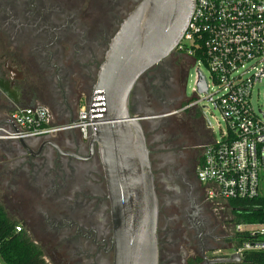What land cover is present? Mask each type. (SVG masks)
Instances as JSON below:
<instances>
[{
    "label": "flooded vegetation",
    "instance_id": "flooded-vegetation-1",
    "mask_svg": "<svg viewBox=\"0 0 264 264\" xmlns=\"http://www.w3.org/2000/svg\"><path fill=\"white\" fill-rule=\"evenodd\" d=\"M140 1L0 0V116L31 105L44 107L53 127L73 123ZM190 65L175 49L138 78L129 100L132 114L162 116L142 124L158 202L157 264H247L234 252L230 208L196 178L212 138L186 97ZM0 204L50 264H113L99 148L78 130L0 142Z\"/></svg>",
    "mask_w": 264,
    "mask_h": 264
},
{
    "label": "built area",
    "instance_id": "built-area-1",
    "mask_svg": "<svg viewBox=\"0 0 264 264\" xmlns=\"http://www.w3.org/2000/svg\"><path fill=\"white\" fill-rule=\"evenodd\" d=\"M176 50L188 56L191 64H202L209 74L196 69L194 84L200 73L206 93L197 94L194 87L197 98L189 100L190 107L206 115V106H198L211 102L225 124L219 139H211L202 149L197 181L216 202L257 198L264 191V114L254 111L251 95L255 86L264 83V0H194ZM209 82L219 94L215 100ZM103 110L104 91L99 89L83 102L76 120L60 128L51 126L44 107L16 108L0 123V142L42 137L59 129L78 130L89 139ZM235 233L240 239L237 255L264 254V224H235Z\"/></svg>",
    "mask_w": 264,
    "mask_h": 264
},
{
    "label": "water",
    "instance_id": "water-1",
    "mask_svg": "<svg viewBox=\"0 0 264 264\" xmlns=\"http://www.w3.org/2000/svg\"><path fill=\"white\" fill-rule=\"evenodd\" d=\"M193 2L141 0L110 40L97 73L93 90L104 91V110L90 142L99 148L110 205L113 264H157L158 202L142 124L162 116L132 114L129 100L138 78L177 48ZM195 87L206 93L200 73Z\"/></svg>",
    "mask_w": 264,
    "mask_h": 264
},
{
    "label": "trees",
    "instance_id": "trees-1",
    "mask_svg": "<svg viewBox=\"0 0 264 264\" xmlns=\"http://www.w3.org/2000/svg\"><path fill=\"white\" fill-rule=\"evenodd\" d=\"M196 58V57H195ZM234 224H264V191L251 200H230ZM19 228V231H16ZM238 242L240 239L238 238ZM247 264H264V254L249 252L244 255ZM0 264H46L42 248L32 242L12 220L0 204Z\"/></svg>",
    "mask_w": 264,
    "mask_h": 264
},
{
    "label": "rangeland",
    "instance_id": "rangeland-1",
    "mask_svg": "<svg viewBox=\"0 0 264 264\" xmlns=\"http://www.w3.org/2000/svg\"><path fill=\"white\" fill-rule=\"evenodd\" d=\"M199 68L207 77L209 74L205 67L202 64L195 63L194 65L191 64L188 69V78H187V86H186V97L188 100L194 101L196 100V96L193 95V89L195 87V76H196V69ZM209 93L214 95L213 100L219 96L216 94V87L209 82ZM85 98H87L88 93L85 94ZM251 104L255 112L260 110L264 114V83L257 85L252 90L251 95ZM206 106V117L211 125L209 130L210 137L214 140H218L222 131H224L225 124L222 121L220 112L214 109L213 104L211 102L203 101L200 103L198 107ZM29 107V106H27ZM31 107V105H30ZM45 261L48 262L46 258Z\"/></svg>",
    "mask_w": 264,
    "mask_h": 264
},
{
    "label": "crops",
    "instance_id": "crops-1",
    "mask_svg": "<svg viewBox=\"0 0 264 264\" xmlns=\"http://www.w3.org/2000/svg\"><path fill=\"white\" fill-rule=\"evenodd\" d=\"M6 117L4 115L0 116L1 121H4Z\"/></svg>",
    "mask_w": 264,
    "mask_h": 264
}]
</instances>
